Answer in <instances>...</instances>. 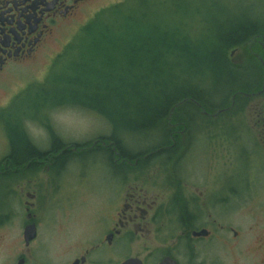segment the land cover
<instances>
[{"label": "flooded vegetation", "instance_id": "af4514ba", "mask_svg": "<svg viewBox=\"0 0 264 264\" xmlns=\"http://www.w3.org/2000/svg\"><path fill=\"white\" fill-rule=\"evenodd\" d=\"M98 2L0 0V85ZM263 37L253 35L255 41L235 52L259 59ZM261 88L241 93L243 112L253 109L261 128L245 127L250 145L243 152L234 132H220L228 145L220 148L218 131L210 130L232 113L231 104L216 107L193 98L182 104L178 121L170 117L169 126L176 129L151 134V145L141 149L126 146L127 136L117 133L86 144L59 141L49 130V144L42 148L27 131V120L0 116V264H264L263 233L234 230L219 221V213L229 214L236 198L258 197V192L245 196L260 180L248 176V168L241 171L238 161L246 159L254 168L258 160V169L264 166V103L251 104L264 96ZM92 147L100 151L111 184L99 214L85 230H39L43 168L59 181L60 167ZM59 198L55 203L62 208ZM13 223L21 230H1ZM32 224L35 230H26Z\"/></svg>", "mask_w": 264, "mask_h": 264}, {"label": "rangeland", "instance_id": "374dc122", "mask_svg": "<svg viewBox=\"0 0 264 264\" xmlns=\"http://www.w3.org/2000/svg\"><path fill=\"white\" fill-rule=\"evenodd\" d=\"M123 1L125 0H99L90 10L82 12L77 20L61 28L55 38L43 48L35 59L13 70L0 85V116H7L11 113L13 117L16 116L21 121L27 120L25 125L27 131L42 148L49 144L48 130L50 131V129L56 134L54 137H59L66 142L92 144L96 138L111 133H117L124 137L126 134L125 124H129L133 116L129 110L122 108L124 107L123 102L103 100L102 104L108 108L106 110L109 113V116H105L92 110L70 105L52 108V100H48L47 103L43 101V98L50 97L53 91L62 89H77L81 93L98 90L95 87L85 89L78 83L79 79H81L80 81H89L92 70L107 73L108 70L114 68H61L56 59L71 42L77 39L83 28L97 18L102 10ZM141 5L132 2V0L126 3L127 8L135 7V21L130 24L134 29L143 32L136 31L138 36L132 38L135 36H133L129 24L124 28L120 27V31L117 30L116 25L124 22L125 17L116 11L108 20L109 23L116 24L112 35L115 34L116 38H121L127 31L128 37H130L127 41L125 40L127 43H146L152 42L155 37L168 31V33L173 32L178 35L190 34L194 43L200 47H206L210 45L208 43L215 41L217 26L227 20L230 21L234 16L246 14L250 17V14L253 16L258 12V17L261 15L260 18L262 16L264 18V0H165L163 4H159L162 7L159 8L158 13L155 9L151 10L149 22L141 23L142 20H146L143 17L145 11ZM249 6L257 12L254 13ZM156 18H161L165 22H158L155 20ZM141 34L145 36L143 39ZM247 58L248 56H245L241 51L232 54L234 64L252 68V65L247 67ZM172 75L176 76L175 80ZM245 76H247V80L251 81L254 78V73L247 71ZM76 79L78 80L76 81ZM160 80L171 91L174 86L181 87L182 84L185 86L186 80H190V77L179 68L173 71L163 68ZM103 85L98 91L101 94H105ZM195 86L199 87L200 85L195 84ZM204 87L206 95L214 105L222 103L228 93V88L224 84L218 85L213 81ZM259 102L264 103V96L254 97L251 104L257 105ZM231 112L227 114L228 116L218 118L210 130L218 131L217 141L220 148L228 147L225 143L226 139L221 138L220 132H226V130L234 132L240 138V151L243 152L250 145L247 135L244 133L245 127L248 125V129L253 131L261 128L254 123L257 117L253 109H248L246 113L243 112V103L238 102V106L234 105ZM123 115H127L124 120ZM29 118L35 120L31 121ZM151 134L159 137L162 132L130 134L125 137L124 144L134 149L145 148L152 143L153 136ZM231 146L237 154L238 145L235 143ZM99 153L100 151L87 150L77 153L74 158L70 157L63 165L64 167H60L59 181L52 179L54 178L52 170L43 168L41 186L43 202H41L42 212L38 217L39 230H81L83 228L85 230L93 223V218L99 214L98 208L109 194L108 188L111 185L106 180L104 165H101L103 160H100ZM238 163L241 171L244 172L245 169L247 171L248 168L247 175L255 180H260L256 190L246 193L245 196H255L258 192V197L253 199L251 197L250 199L236 198L233 203L234 208L229 210V214L221 216L222 214L219 213V221L225 225L229 224L234 230H254L255 233L264 234V166H259L258 169L256 166L258 160L252 162L254 168L246 159H241ZM1 194L2 191L0 192V205L3 204ZM58 197H61L58 200L62 201V208L55 203ZM67 197L72 199H64ZM19 227L20 223H13L10 228L1 230H21ZM54 242L56 240L51 238L50 243ZM0 258L2 257L0 256Z\"/></svg>", "mask_w": 264, "mask_h": 264}, {"label": "trees", "instance_id": "16d2710c", "mask_svg": "<svg viewBox=\"0 0 264 264\" xmlns=\"http://www.w3.org/2000/svg\"><path fill=\"white\" fill-rule=\"evenodd\" d=\"M129 1L125 0L102 10L56 59L61 68H114L107 73L92 70L89 81L79 79L78 83L85 89L95 87L98 90L81 93L77 89H62L53 91L50 97H44V102L52 100V108L70 105L109 116L108 108L102 104V101L118 100L124 103L122 108L129 110L133 116L130 123L125 124V136H129L156 131L163 133L176 129L169 126L171 110L175 109L171 120L176 122L181 114V106L187 103L185 100L188 98L210 104L211 101L204 91V85L209 84L210 81L218 85L224 84L228 88L223 102L216 104V107L230 105L233 95H236L235 106H238V102L241 104L245 99L241 93L260 90L264 71L262 62L253 54H248L247 67L252 65L258 68H245L234 64L232 59L233 50H245L253 35L264 33V18L262 16L261 19V15L258 17L256 10L249 6L254 13L257 12V15L234 16L230 21L224 22L225 24L218 25L215 41L208 43L210 45L206 47L194 43L190 34L178 35L168 31L155 37L152 42L130 44L126 42L130 39L127 31L121 38H116L115 34L112 35L116 24L108 22L112 13L117 11L125 17L124 22L116 25L117 30L120 31V27L124 28L128 24L131 25L130 23L135 21V7L127 8L126 3ZM132 2L142 4L141 7L145 11L143 17L146 20H142L141 23H147L150 21L151 10L155 9L158 13L159 8L162 7L159 4H163L165 0H132ZM155 20L165 22L161 18ZM130 29L135 36L132 38L138 36L136 31L143 32L134 29L132 25ZM141 36L142 39L145 37L143 34ZM85 38L87 39L84 40ZM258 49L264 53L263 50ZM262 58L264 59V54ZM163 68L172 71L179 68L189 75L190 80H186L185 86L184 84L181 87L174 86L170 91L160 80ZM247 71H253V80H247L245 76ZM172 76L175 80L176 76ZM195 84L200 86L197 87ZM102 85L105 94L98 92ZM180 102L181 104L177 105ZM126 116H122L123 120ZM50 131L56 136L53 130ZM92 149L95 151L96 148L92 147Z\"/></svg>", "mask_w": 264, "mask_h": 264}, {"label": "water", "instance_id": "95a60500", "mask_svg": "<svg viewBox=\"0 0 264 264\" xmlns=\"http://www.w3.org/2000/svg\"><path fill=\"white\" fill-rule=\"evenodd\" d=\"M253 41H255V38H253V39L251 40V42H253ZM262 45H263V47H264V37H263V43H262ZM233 53H235V50L232 51V54H233ZM259 60L262 62V65H263V68H264V59H263L262 57H259ZM261 90L264 91V76H263V82H262V88H261ZM180 104H181V102L178 103L177 105H180ZM233 105H234V96L232 97V103H231V105L229 106V109L232 108ZM219 111H220V110H219ZM219 111H217L216 113H219ZM173 112H174V108L171 110V113H170V115H169V118L171 117V115H172ZM26 230H35V225H33V224H32V225H29V226L27 227Z\"/></svg>", "mask_w": 264, "mask_h": 264}]
</instances>
